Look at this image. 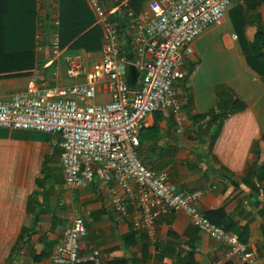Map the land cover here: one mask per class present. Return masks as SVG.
Returning <instances> with one entry per match:
<instances>
[{
  "label": "crops",
  "instance_id": "obj_1",
  "mask_svg": "<svg viewBox=\"0 0 264 264\" xmlns=\"http://www.w3.org/2000/svg\"><path fill=\"white\" fill-rule=\"evenodd\" d=\"M148 2L136 12L144 20L151 17ZM59 27L60 0H0V45L15 59L31 54L34 60L28 69L0 72L2 98L23 90L36 71L49 85L72 83L65 76L66 53L99 55L64 47L48 65V44L39 49L37 39L54 32L59 37ZM192 46L185 77L175 84L183 131L167 110L148 115L138 156L153 170H167L180 189L202 190L197 209L236 234L264 264V0L233 1ZM233 100L241 109L211 124L210 114ZM53 141L45 133L0 129V264H53L54 247L76 212L86 227L79 254L96 248L101 264H243L183 211L134 230L92 185L65 183ZM16 242L14 261L7 263Z\"/></svg>",
  "mask_w": 264,
  "mask_h": 264
},
{
  "label": "built area",
  "instance_id": "obj_2",
  "mask_svg": "<svg viewBox=\"0 0 264 264\" xmlns=\"http://www.w3.org/2000/svg\"><path fill=\"white\" fill-rule=\"evenodd\" d=\"M86 1L102 31L99 55L66 53L70 84L49 85L36 71L23 90L0 96V129L52 135L65 183L72 188L92 185L109 199L115 214L129 217L134 230L151 229L160 217L183 211L195 228L225 245L231 257L260 264L236 234L197 209L202 190L180 189L167 170H153L138 156L148 115L167 110L177 132L183 131L175 84L185 77L193 41L238 0H149L148 20L125 0H110L112 7L103 0ZM37 41L39 49L48 44V65L64 51L55 32ZM129 66L136 71L134 85L127 81ZM85 235L84 218L76 212L54 247L53 264H101L96 248L79 254Z\"/></svg>",
  "mask_w": 264,
  "mask_h": 264
},
{
  "label": "trees",
  "instance_id": "obj_3",
  "mask_svg": "<svg viewBox=\"0 0 264 264\" xmlns=\"http://www.w3.org/2000/svg\"><path fill=\"white\" fill-rule=\"evenodd\" d=\"M103 1L108 7H112L110 0ZM145 1L148 0H129V6L135 12H139L142 3ZM93 21V16L87 9L84 0H60V47H65L71 50L82 49L87 52L100 51L102 31L97 25H93ZM260 38L261 33L258 31V36L256 39L259 40ZM8 49L9 48L7 46H3V43L0 45V72L28 69L32 67L34 60L31 54H28L26 57L20 56L19 60L11 56ZM253 49L255 50L254 46ZM255 55L259 56L257 53ZM232 102L233 103L229 107L222 106L218 108V111L212 112L210 114L211 124L213 123L214 125L218 126L228 113L241 109L240 105H238V107L236 106L235 100ZM20 240L21 237L18 239V242ZM18 242H16V245L12 247L10 255L6 259L7 263H12L14 261L12 254L17 250Z\"/></svg>",
  "mask_w": 264,
  "mask_h": 264
},
{
  "label": "water",
  "instance_id": "obj_4",
  "mask_svg": "<svg viewBox=\"0 0 264 264\" xmlns=\"http://www.w3.org/2000/svg\"><path fill=\"white\" fill-rule=\"evenodd\" d=\"M136 76V71L135 68L132 66L128 67V76H127V81L130 85H134V80Z\"/></svg>",
  "mask_w": 264,
  "mask_h": 264
},
{
  "label": "rangeland",
  "instance_id": "obj_5",
  "mask_svg": "<svg viewBox=\"0 0 264 264\" xmlns=\"http://www.w3.org/2000/svg\"><path fill=\"white\" fill-rule=\"evenodd\" d=\"M130 8H131V7H130ZM56 155H57V154H55V153H54V156L57 158V156H56ZM54 171H57V170H54Z\"/></svg>",
  "mask_w": 264,
  "mask_h": 264
}]
</instances>
